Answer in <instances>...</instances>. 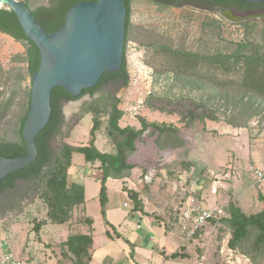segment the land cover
<instances>
[{
    "label": "rangeland",
    "instance_id": "1",
    "mask_svg": "<svg viewBox=\"0 0 264 264\" xmlns=\"http://www.w3.org/2000/svg\"><path fill=\"white\" fill-rule=\"evenodd\" d=\"M49 2L50 0H36L31 3V8L34 10L39 6H47ZM131 7L130 41L125 51L130 74L128 87L108 85L93 97L87 94L77 101L65 103L64 125L61 134L52 142L54 157L59 155L64 144L80 146L89 142L95 117V113L91 112L93 108L101 112L102 121L101 127L96 131V146L103 153H115L108 135V112L111 104L119 102V108L125 114L120 121L122 127L133 125L132 127L139 126L140 129L139 118L144 117L150 123L173 125L179 129L176 138L173 134L161 138L159 132L151 128L147 130L136 143L137 152L128 160L139 167V170L133 175L132 184L124 183L127 190L141 191L148 207L158 209L152 216L167 229L180 231L187 238V230L183 231L184 226L180 222L182 209L188 197L196 199L202 192L205 196L208 195L207 199L215 201L218 198L221 203L240 197L248 215L261 212L264 204L259 200V188L254 186L255 176L250 168L256 167L255 156L264 160V104L255 97L246 96L248 94L238 84L225 87L222 84L225 76L221 73H217L215 77L219 80L214 83L209 79L214 77L213 72H208L207 68L200 71L201 78L185 74L187 71L184 73L167 53L159 52L157 47L165 39L172 41L175 47L212 52L215 48L231 46L247 37L260 40L263 37L260 27H264V21H260L259 28L249 32L243 21L245 18H241L243 22H231L207 7H174L149 0H133ZM214 20L220 21L222 26L216 27ZM250 22L253 21L248 23ZM25 51L23 43L0 32V62L6 70L25 67L16 58V55ZM20 71L12 70V81L0 88V92H4L3 98H8L14 89L18 90L13 108L7 119L0 124V139H19L20 121L27 109L28 94L32 89L30 77L19 86L13 85ZM25 72L26 69H22L23 75ZM150 95L163 97V103L156 101V104L166 105L177 111L192 108L189 105L193 100L204 103L215 112L219 120H206L205 124L196 120L189 125L182 121L178 113L150 109L146 105ZM169 104L172 106H167ZM201 114L202 111H198V115ZM228 121L246 127L238 128L239 131L236 132V127ZM229 126L232 127L229 132L222 128ZM179 140L184 145L173 147ZM158 143L166 144V147L160 149ZM149 173L151 182L145 180ZM100 175L97 169L86 162L83 154L73 155L68 179L71 183L86 187L88 215L94 221L95 249L113 238L104 233L107 215L105 219L101 212V183L97 181ZM112 183L109 186L114 187L116 184L113 186ZM213 188L220 190L218 196L212 194ZM43 189L41 183L20 181L16 189L0 198V249L12 251L23 264H74L69 252L63 248V243L70 235L88 230L74 229V225L77 228L80 224L90 225L86 224L83 211L80 212L79 208L72 212L71 219L66 224L50 223L49 208L42 197ZM128 202L132 212L133 203ZM119 213L124 219L121 231L125 236L137 225L143 229L148 228L147 220L131 214L129 208L123 207ZM157 213L160 216H156ZM41 223L46 224L37 231L35 226ZM219 228V225L210 223L208 229H205L208 234L203 238H196V242L192 241L194 246L191 249L197 254L204 250L207 257L215 256L216 253L217 258L220 257L219 262L226 264L222 256L228 254L226 251L222 254L219 251L222 245L226 246L230 234L227 230L220 232ZM152 245L155 246L151 244V247ZM93 249L92 247L91 254L94 256ZM131 257L134 258V254ZM238 257L239 260L234 258L237 264L246 262V258L240 255ZM195 263L196 260L192 261V264Z\"/></svg>",
    "mask_w": 264,
    "mask_h": 264
},
{
    "label": "trees",
    "instance_id": "2",
    "mask_svg": "<svg viewBox=\"0 0 264 264\" xmlns=\"http://www.w3.org/2000/svg\"><path fill=\"white\" fill-rule=\"evenodd\" d=\"M33 12L37 20L43 25L45 30L53 33L60 29L65 23V17L69 9L76 3L88 2L97 0H50L49 5L39 6L36 9L31 8V3L36 0H21ZM127 17H126V36L124 46V62L122 68L116 73H104L98 85L93 89H86L78 98L72 97L66 90L57 87L52 92V114L47 127L39 134L36 139L38 149V159L27 168L9 175L7 178L0 181V195L17 188L20 181L38 182L42 184V197L49 208L48 219L52 224H65L71 219L72 212L79 206L85 203V187L82 184L71 183L68 179V172L72 166V157L75 153L83 154L87 163L98 165V170L101 171L100 178L101 190L99 193L101 212L106 219V211L108 204V179H125L131 176L135 165L128 162L129 158L137 152V141L141 140L144 134L150 128L159 132L161 138L168 135L178 137L179 129L173 125H165L158 123H150L144 117H140L139 121L141 128L132 126L121 127L120 121L124 117V111L119 108V102L113 103L108 112V135L111 138L115 147V153H103L96 146V131L101 127V112L96 108L91 112L95 113L93 127L90 132V140L87 144L75 146L64 144L56 157L52 149V142L61 134V129L64 125L63 104L71 101H76L90 94L91 97L97 91L108 85H116L120 88L128 87L130 83V74L128 71L125 51L127 44L130 41L131 31V16L133 0H124ZM157 4L168 5L171 0H149ZM211 3L214 6L224 8L237 9L243 11L247 8H261L264 4H249L243 3L240 0H197ZM213 24L216 27L222 26L218 20H214ZM261 23L253 21L245 24L247 31L252 32L255 28H259ZM263 37L260 40L247 37L244 41L236 42L231 46H222L215 48L214 51H194L182 47H175L172 41L159 42L157 50L162 53H167V56L174 61V64L184 71L185 74L196 75L200 77V71L207 68L214 77L209 78L211 82L218 81L215 77L217 73H221L225 78L222 84L225 87H231L238 84L246 96L255 97L264 104V27H260ZM0 32L14 38L17 42L25 45L26 51L23 54L16 55L20 64L25 67H20L19 70L26 69L25 75L20 71L19 77L15 79L14 86H19L28 77L31 78L33 85V75L39 69L41 54L37 45L29 40L26 33L17 17V15L9 7L0 8ZM12 70L19 71L18 68L6 70L0 62V88L5 87L12 81ZM210 73V74H211ZM233 77H238L235 79ZM239 80V82H237ZM220 82V81H219ZM235 84V85H234ZM217 86V85H216ZM1 91V90H0ZM18 90L14 89L13 93L8 98H3L4 92H0V124L8 117L9 112L15 104V98ZM31 100V90L28 94L27 109L21 118L18 130V140L0 139V156L6 158H16L27 153V145L23 138V128L28 118ZM163 97L154 95L148 96L146 105L156 111L167 113H178L182 121L189 125L196 120L205 124L206 120L217 122L219 119L215 112L212 111L204 103H199L195 100L191 102L189 108L185 111H177L169 109L166 105H158L156 101L163 103ZM170 103V102H169ZM172 104V103H171ZM171 104L167 105L170 106ZM173 105V104H172ZM171 105V106H172ZM202 111L198 115V111ZM229 124L236 128H244L246 125H237L233 121H228ZM205 127V126H204ZM184 143L179 140V143L173 144V147L183 146ZM160 149H164L166 144L158 143ZM123 190L128 192L129 198L132 200L133 209L131 213L138 211L144 212L143 200L140 199V193L133 189ZM259 200L264 204V195L260 192ZM90 227L93 221L85 219ZM209 222L218 224L220 232L227 230L230 234L228 247L231 250L239 251L246 256L253 264H264V209L256 214L247 215L238 206L235 201L231 200L226 208L225 215L218 219H212ZM108 226L114 231L116 228L106 220ZM46 224V223H44ZM43 223L35 226L39 231L44 225ZM92 230V229H91ZM93 232L89 234H73L70 235L63 243V248L69 252V257L74 264H90L93 260L91 248L93 247ZM108 237L112 238L110 231L106 232ZM118 238L122 236L115 231ZM222 234V233H221ZM132 248L134 245L127 241ZM185 247H181L180 251L167 256V259H185L188 254L185 253Z\"/></svg>",
    "mask_w": 264,
    "mask_h": 264
},
{
    "label": "water",
    "instance_id": "3",
    "mask_svg": "<svg viewBox=\"0 0 264 264\" xmlns=\"http://www.w3.org/2000/svg\"><path fill=\"white\" fill-rule=\"evenodd\" d=\"M240 1L264 4V0ZM5 6L17 15L27 38L39 48L41 61L33 75L29 114L22 131L27 153L16 158L0 156V181L37 161L36 139L50 122L55 88L78 98L84 90L95 88L104 73L122 68L127 17L124 0L79 2L67 12L64 25L49 33L23 1L0 0V8ZM224 14L231 22L242 21L230 11ZM250 19L264 21V17Z\"/></svg>",
    "mask_w": 264,
    "mask_h": 264
},
{
    "label": "crops",
    "instance_id": "4",
    "mask_svg": "<svg viewBox=\"0 0 264 264\" xmlns=\"http://www.w3.org/2000/svg\"><path fill=\"white\" fill-rule=\"evenodd\" d=\"M122 119H124V117ZM135 127L138 128L139 126H135ZM222 128L226 131L228 130L227 132H229V129H232L231 126L222 127ZM238 131H239L238 128H236V132ZM255 162H256L255 164L256 167L264 170V160L262 158L255 156ZM98 165L99 164L92 165V166L98 170L97 168ZM138 170H139V167L136 166L132 170L131 176L125 179H112V178L108 179L107 181L108 204H107V211H106L107 220L110 224H112L116 228L115 231L119 233L122 237L118 238L117 236H115L116 235L115 231L110 226L105 225L104 233H106L107 231H110L113 238L111 240L109 239L108 241H104L105 243L103 242L102 245L99 244L97 246V249H95L96 248V237H95L94 221L91 218V216L88 215L86 187H85V203L79 206L78 208L80 212L83 211L85 218L93 221V225L92 227H90V226H85L84 224H80L78 225V228L76 227L77 225H74V229H88L87 231L81 232L82 234H89L90 233L89 230L92 229L93 240H94V244H93L94 256L90 264H170V263H180V262H185L186 264L187 263L192 264V261L194 260H196L197 262L195 264H221L219 262L220 257L217 258L216 253H215V256L213 255L211 257L210 255H208L207 257V254L204 250H201L200 254H197V252H193L191 249L194 246V244L191 243L192 241L196 242L197 241L195 240L196 238L198 237L203 238V236H206L208 234L207 232H205V229L206 228L208 229V225L211 222H208V224L204 228H202L200 232H197V234L193 238H189L188 234H187V238H185V235L183 233H181L180 231L175 232L174 230H171V228L167 229V227L164 226L162 222H160L159 220H157L156 218L152 216L153 214L156 213L158 209L152 206L148 207L146 205V197L142 195V192L139 190H136V191L140 193V199L143 200L144 212L138 211L135 213H131L130 208H129V212L131 214L139 215L143 219L145 218L147 220L148 228L143 229L142 226L137 225L135 229H131L132 231L130 232L129 235L125 236L122 233L121 230H122L124 219L122 220L119 212L124 207V203L128 201L132 202V200L129 198L127 193L123 191V187L125 186L124 183L130 182L132 184V177L135 174V172ZM98 171L101 174V171L100 170ZM101 177H102V174L97 179V181H100ZM110 183H112L113 186L114 184L116 185L112 187V186H109ZM254 186L259 188V193L261 192L264 195V190H263L264 186L258 185L256 184V182H254ZM212 194L218 196L220 194V190H218L217 188H213ZM207 198H208V195L205 196L203 192L201 196L196 199L194 197H188L185 200L184 207L182 210L184 211V209L189 205H198L204 208L222 207L225 209V212H226L228 203L231 200H233L235 201V203L238 204V206L243 210V212H245L240 202V197L233 198L230 201H226L224 203H221V201L218 198L215 201L213 199L209 200ZM78 208H76L74 211H77ZM156 216H160V214L157 213ZM86 224H89V223L86 222ZM216 225L218 224H215V226ZM127 241H129L130 243L134 245V249H133L134 258L131 257L133 254H131L132 251ZM200 241H202V239ZM228 241L229 239L227 240L226 246L222 245L219 251L221 254L224 253L225 251H226V254H228L226 256L225 255L222 256L226 264H237L235 259L239 258L238 255H240L242 258L243 257L246 258V262H250L251 264H253L246 256L240 254L239 251L231 250L228 247ZM135 242L137 244H134ZM147 242H149V244H147ZM151 244H154L155 246L152 245L151 247ZM199 245H201V243ZM181 247H185L186 249L185 253L188 254V258H185V259L180 258V259L173 260V259H167L163 255V252H164L167 256H170L171 254L180 251ZM170 248L174 250L170 251L169 250ZM246 262L244 261L243 263L247 264Z\"/></svg>",
    "mask_w": 264,
    "mask_h": 264
},
{
    "label": "built area",
    "instance_id": "5",
    "mask_svg": "<svg viewBox=\"0 0 264 264\" xmlns=\"http://www.w3.org/2000/svg\"><path fill=\"white\" fill-rule=\"evenodd\" d=\"M251 173L255 176V182L264 186V171L251 166ZM147 182H151L150 173L145 177ZM124 207L130 208V203H124ZM225 215V209L222 207L204 208L198 205H189L180 216V222L184 224V230H187L189 238H193L197 232L202 230L212 219H218ZM0 264H23L12 251L0 249Z\"/></svg>",
    "mask_w": 264,
    "mask_h": 264
},
{
    "label": "flooded vegetation",
    "instance_id": "6",
    "mask_svg": "<svg viewBox=\"0 0 264 264\" xmlns=\"http://www.w3.org/2000/svg\"><path fill=\"white\" fill-rule=\"evenodd\" d=\"M170 5H172L174 7H182V6H189V5L190 6H194V7H207L208 9H211V11L213 10V11H215L217 13H220L227 20H228V18H227V16L224 13L226 11H230L233 14H235L237 17H239L240 19L241 18L247 19V20H245V19L243 20V21H245L244 24H247L251 20L252 21H258V20H254V19L248 20V18L264 17V7H261V8H247V9H245L243 11H239L237 9H230V8H224V7H220V6H214L211 3L197 1V0H171L170 1ZM243 21H241V22H243ZM9 192L10 191L0 195V198L6 197Z\"/></svg>",
    "mask_w": 264,
    "mask_h": 264
}]
</instances>
